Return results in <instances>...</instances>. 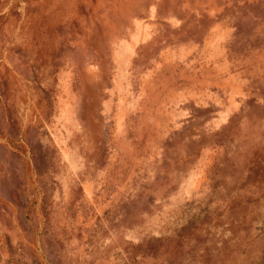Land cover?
<instances>
[{
  "label": "rangeland",
  "instance_id": "rangeland-1",
  "mask_svg": "<svg viewBox=\"0 0 264 264\" xmlns=\"http://www.w3.org/2000/svg\"><path fill=\"white\" fill-rule=\"evenodd\" d=\"M0 264H264V0H0Z\"/></svg>",
  "mask_w": 264,
  "mask_h": 264
},
{
  "label": "bare ground",
  "instance_id": "bare-ground-1",
  "mask_svg": "<svg viewBox=\"0 0 264 264\" xmlns=\"http://www.w3.org/2000/svg\"><path fill=\"white\" fill-rule=\"evenodd\" d=\"M54 137L56 138V141H58L59 143H64L65 142V140L63 139V138H65V136L64 137H62V134H60V133H58V134H54ZM66 219H67V217H66ZM59 223H60V220L58 221ZM66 230H63V229H61L59 232H58V239H60V240H62L61 238L63 237V234H64V232H65ZM64 242H65V240H64ZM65 247H70V244H67L66 245V242H65V245H64ZM66 251H68V250H66ZM61 252H62V249H61ZM64 252V251H63Z\"/></svg>",
  "mask_w": 264,
  "mask_h": 264
}]
</instances>
